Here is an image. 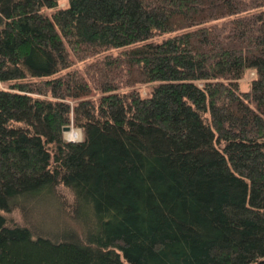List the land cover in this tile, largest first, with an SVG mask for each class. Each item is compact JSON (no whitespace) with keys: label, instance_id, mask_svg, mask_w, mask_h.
I'll list each match as a JSON object with an SVG mask.
<instances>
[{"label":"trees","instance_id":"1","mask_svg":"<svg viewBox=\"0 0 264 264\" xmlns=\"http://www.w3.org/2000/svg\"><path fill=\"white\" fill-rule=\"evenodd\" d=\"M0 264H264V0H0Z\"/></svg>","mask_w":264,"mask_h":264},{"label":"rangeland","instance_id":"2","mask_svg":"<svg viewBox=\"0 0 264 264\" xmlns=\"http://www.w3.org/2000/svg\"><path fill=\"white\" fill-rule=\"evenodd\" d=\"M60 5L63 6L64 2H62ZM252 77H253V72L250 71L245 76V78L240 81V87L243 90H246L248 88L249 83L252 80ZM140 91H141V93L143 95H145L148 92V88L146 86L142 85V86H140ZM69 126H70L71 130L69 132L65 131L66 133L63 132L64 139L67 140V141L68 140L80 141L81 140V130L79 128L75 127L73 124H70ZM75 133L78 134L77 135L78 137L77 136L76 137H72Z\"/></svg>","mask_w":264,"mask_h":264},{"label":"water","instance_id":"3","mask_svg":"<svg viewBox=\"0 0 264 264\" xmlns=\"http://www.w3.org/2000/svg\"><path fill=\"white\" fill-rule=\"evenodd\" d=\"M70 130V126L69 125H66L62 128V131L65 132V131H69ZM68 141H74V140H68Z\"/></svg>","mask_w":264,"mask_h":264},{"label":"bare ground","instance_id":"4","mask_svg":"<svg viewBox=\"0 0 264 264\" xmlns=\"http://www.w3.org/2000/svg\"><path fill=\"white\" fill-rule=\"evenodd\" d=\"M70 130H71V129H70ZM70 130H69V131H70ZM69 131H66V132H69ZM66 132H65V133H66Z\"/></svg>","mask_w":264,"mask_h":264}]
</instances>
